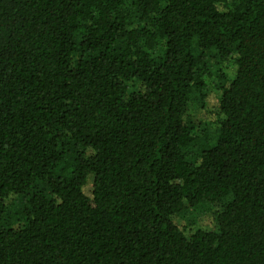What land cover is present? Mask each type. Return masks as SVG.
I'll return each mask as SVG.
<instances>
[{"label": "trees", "instance_id": "1", "mask_svg": "<svg viewBox=\"0 0 264 264\" xmlns=\"http://www.w3.org/2000/svg\"><path fill=\"white\" fill-rule=\"evenodd\" d=\"M0 264H264V0H0Z\"/></svg>", "mask_w": 264, "mask_h": 264}, {"label": "rangeland", "instance_id": "2", "mask_svg": "<svg viewBox=\"0 0 264 264\" xmlns=\"http://www.w3.org/2000/svg\"><path fill=\"white\" fill-rule=\"evenodd\" d=\"M227 66H228V64H227ZM234 69H235L234 63H230L228 66V72L231 75L233 74ZM209 93L210 94L206 100V110L207 111L213 110L214 108H216L218 106V103H219V93L216 91H210ZM206 112L198 104H196V103L191 104V113H192L193 117L195 118V120L202 121V119H204ZM91 187H92V180L90 179L89 183L85 187V191L89 195L92 192ZM191 215H192L191 213H188L185 217H183V216L175 217V221L180 226L188 224L189 218L194 219L193 215L192 216ZM196 215H197V217L195 218V220H194L195 223L193 224L194 227H193V229L188 230L189 232H191V230H194L196 228H202V229H207V230L214 228L215 221L212 217L213 214L211 211L198 212Z\"/></svg>", "mask_w": 264, "mask_h": 264}]
</instances>
